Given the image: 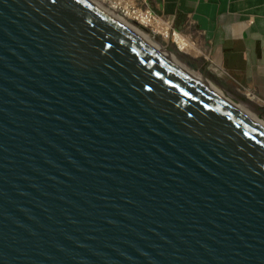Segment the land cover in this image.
<instances>
[{
    "label": "water",
    "instance_id": "water-1",
    "mask_svg": "<svg viewBox=\"0 0 264 264\" xmlns=\"http://www.w3.org/2000/svg\"><path fill=\"white\" fill-rule=\"evenodd\" d=\"M0 264H264V128L89 0H0Z\"/></svg>",
    "mask_w": 264,
    "mask_h": 264
},
{
    "label": "crops",
    "instance_id": "crops-1",
    "mask_svg": "<svg viewBox=\"0 0 264 264\" xmlns=\"http://www.w3.org/2000/svg\"><path fill=\"white\" fill-rule=\"evenodd\" d=\"M147 1L188 33L181 35L212 70L264 109V0Z\"/></svg>",
    "mask_w": 264,
    "mask_h": 264
},
{
    "label": "bare ground",
    "instance_id": "bare-ground-1",
    "mask_svg": "<svg viewBox=\"0 0 264 264\" xmlns=\"http://www.w3.org/2000/svg\"><path fill=\"white\" fill-rule=\"evenodd\" d=\"M89 1L92 2L95 6L105 11L107 14H109L113 18H115L116 20H118L122 25H124L126 28H128L129 30L137 34L145 42L154 46L163 55H165L167 58L172 60L174 63L178 64L180 67H182V69L186 70L189 74L204 81L205 84L208 87H210L213 92H215L217 95L228 100L235 107H237L240 111H242L244 115L250 117L252 120H254L256 123H258L260 126L264 128V120L259 118L252 111L246 109L245 106L241 105V103L239 104L238 102H236L235 101L236 99L234 100L230 96H227V94L224 93V91L219 90L217 86L213 85L214 83L212 84L207 79L199 76L194 71L188 69L186 65L176 60V58L172 55V53L168 52L155 39L146 35L141 29L131 25L129 21L133 22L134 19H137V22L141 26L151 27L153 30L158 31V33H161L165 39H167L168 37H171L172 40L177 44L178 48L181 49L182 51L183 50L187 52L190 51L193 55L198 56L201 53V51L196 48L197 46L195 47L194 43L187 40L184 36H182L180 33L176 31L171 32L167 24H163L161 23V21L153 19L146 12H142L141 10H138V9L132 10L131 6H129L125 2H122V0L121 1L120 0H89Z\"/></svg>",
    "mask_w": 264,
    "mask_h": 264
},
{
    "label": "rangeland",
    "instance_id": "rangeland-1",
    "mask_svg": "<svg viewBox=\"0 0 264 264\" xmlns=\"http://www.w3.org/2000/svg\"><path fill=\"white\" fill-rule=\"evenodd\" d=\"M147 3H148V1H147ZM148 5H149V3H148ZM150 9H151V7H150ZM144 10H146L145 7H144ZM151 10L154 11L153 9H151ZM154 12H156V11H154ZM157 14H159V13H157ZM129 22L131 25L141 29L149 37H152L153 39H155L168 52L172 53V55L176 58V60H178L179 62L186 65V67L188 69L194 71L199 76L207 79L212 84L214 83L213 85L217 86L219 90L224 91V93H226L227 96H230L234 100L236 99L235 100L236 102H238L239 104L241 103V105L245 106L246 109L252 111L259 118L264 120V109L259 107L253 101L249 100L246 96L242 95L240 93V91H238L234 86L230 85L223 78V76L219 75L214 70H212V68L209 66L207 61L202 57V55L199 54L197 56V55H193L190 51L189 52H187L185 50L182 51L181 49L178 48L177 44L171 39V37H168L167 39H165L161 33H158V31L153 30L151 27H143L139 23H134L131 21H129ZM178 33L184 34L180 31ZM185 34H188V33H185ZM192 36L195 38V36L193 34H192Z\"/></svg>",
    "mask_w": 264,
    "mask_h": 264
},
{
    "label": "built area",
    "instance_id": "built-area-1",
    "mask_svg": "<svg viewBox=\"0 0 264 264\" xmlns=\"http://www.w3.org/2000/svg\"><path fill=\"white\" fill-rule=\"evenodd\" d=\"M122 2H125L129 6H131L132 10H134V9L141 10L142 12H146L147 14H149L153 19L159 20L163 24H167L169 26L171 32H173V31L179 32L173 26V19L169 16L160 15V14H157L156 12L152 11L150 9V6L147 3V0H122ZM144 7L146 8V10H144ZM136 21H137V19L133 20L134 23H138Z\"/></svg>",
    "mask_w": 264,
    "mask_h": 264
}]
</instances>
